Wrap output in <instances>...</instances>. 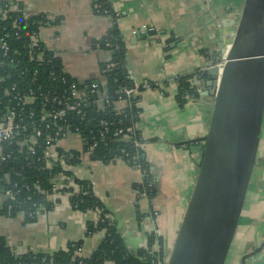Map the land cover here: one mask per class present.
I'll return each mask as SVG.
<instances>
[{
    "label": "crops",
    "instance_id": "crops-1",
    "mask_svg": "<svg viewBox=\"0 0 264 264\" xmlns=\"http://www.w3.org/2000/svg\"><path fill=\"white\" fill-rule=\"evenodd\" d=\"M9 1L29 14L56 20L55 28H41L40 33L48 46L64 51L61 62L70 76L79 81L102 79L100 63L110 54L99 41L113 22L96 11L99 0ZM106 1L118 13L115 24L126 44L128 73L138 83L159 85L139 93L137 120L138 131L148 141L145 155L155 192L151 198H139L134 187L142 181L141 172L120 159L104 163L85 158L75 174L91 184L128 252L145 248L152 231L170 250L198 173L213 109L211 87L202 94L208 78H197L200 96L179 104L175 77L207 68L231 33L264 16V0ZM148 28L158 32L130 43L135 30ZM72 139L64 144L72 146ZM48 200L51 208L33 220L22 212L1 216L0 235L15 254L53 252L80 241V254L89 257L104 236L103 231L86 232L87 225L97 221L96 212L74 210L67 194ZM224 264H264V104L255 164Z\"/></svg>",
    "mask_w": 264,
    "mask_h": 264
},
{
    "label": "built area",
    "instance_id": "built-area-1",
    "mask_svg": "<svg viewBox=\"0 0 264 264\" xmlns=\"http://www.w3.org/2000/svg\"><path fill=\"white\" fill-rule=\"evenodd\" d=\"M96 11L110 16L115 24L117 12L101 7V4L96 6ZM33 15L13 3L0 8V166L14 156L23 158L25 165L34 166L37 171L50 172L54 167H61L63 171L75 174V168L85 158L92 160L90 157L93 151L106 135L111 140L129 139L145 153L148 141L138 131L136 120L126 124L119 118L117 126L111 128L110 121L89 113V110H103L107 113L113 110L126 116L128 114L125 109L132 107L130 100L138 97L142 87H148V84L138 83L130 76L132 83L119 85L117 98L113 100L105 91L100 90L102 79L79 81L70 76L61 62L64 51L48 46L40 33L41 28H55L56 20L47 15H42L38 20L31 19ZM31 24L36 25V28L28 30ZM231 45L232 39L224 45V51L213 58V64L218 68L217 82ZM115 65L107 60L104 68L111 70ZM207 68L193 73V85L196 86L199 73ZM212 89L216 91L217 86ZM187 98L192 99L191 96ZM135 104L138 105V99ZM72 137L75 138L72 146L64 144L65 141L73 142ZM74 159H78L79 164H72L71 160ZM116 159L123 160L120 157ZM132 166L141 172L143 183L147 172L137 163ZM13 173V181L9 174L0 177V181L8 182L0 190V203L6 198L14 199L19 192L18 182L23 177L18 171ZM34 184L36 193L45 196L47 200L57 193L70 197L77 192L78 187L63 172L52 178V192L47 193L37 183ZM21 186L30 190L24 180ZM69 187L73 190H66ZM146 187L148 190L154 189L152 179L147 181ZM136 191L139 198H149L146 192L139 189ZM34 206L38 213L47 210L40 203ZM94 211L98 217L102 209ZM105 218L111 220L112 216L105 213ZM80 250L77 247L75 253L80 254ZM168 254L169 250L164 246L160 250L156 242L146 264H167Z\"/></svg>",
    "mask_w": 264,
    "mask_h": 264
},
{
    "label": "water",
    "instance_id": "water-1",
    "mask_svg": "<svg viewBox=\"0 0 264 264\" xmlns=\"http://www.w3.org/2000/svg\"><path fill=\"white\" fill-rule=\"evenodd\" d=\"M157 32L137 29L130 43ZM229 39L219 81L213 60L206 70L202 94L217 86L211 91L212 114L167 264L225 263L255 164L264 104V16L240 26Z\"/></svg>",
    "mask_w": 264,
    "mask_h": 264
},
{
    "label": "trees",
    "instance_id": "trees-1",
    "mask_svg": "<svg viewBox=\"0 0 264 264\" xmlns=\"http://www.w3.org/2000/svg\"><path fill=\"white\" fill-rule=\"evenodd\" d=\"M12 3L9 0H1L0 8L9 6ZM101 7L110 9L109 3L106 0H99ZM101 14V13H100ZM42 15H33L31 19H41ZM36 28V25L31 24L27 29ZM109 44V45H106ZM100 47L108 51L110 54L109 61L114 62L116 65L111 70H105V62L100 63V70L102 72V82L99 83L100 90H103L113 100L117 98V92L119 85L131 84L132 80L128 73L125 62L126 44L123 36L117 24L112 25L109 28L104 37L99 41ZM192 74L177 75L175 80L177 82V95L176 99L179 104H183L191 96L197 98L200 96V91L192 83ZM200 79L208 78L207 71L199 73ZM149 87L157 88L159 85L154 82L147 83ZM146 88V87H144ZM142 87V89H144ZM141 89V90H142ZM138 99L132 98L131 108H126L125 113L128 115L123 116L124 113H117L111 111L107 113L103 110H93L89 113L98 115L99 118L110 121L111 128L117 126V119L122 118L126 124L131 123L133 120H138L137 113H139L138 105L135 101ZM97 128V126L95 127ZM104 141H100L96 149L91 155L92 160L100 162L114 161L116 157L122 158L127 161L129 165L135 163L140 165L142 170H145L147 174L143 177V183L135 185V189L144 191L148 197L151 198L155 192V177L150 167L146 155L142 149L135 146V144L129 139H114L105 136ZM77 155L78 153H74ZM74 165L79 164L78 159L71 160ZM18 171L23 179H19L18 194L14 199H4L0 203V217L12 216L18 212H22L26 220H33L37 214V207L34 204H43L46 209L51 208L52 203L43 195H38L35 191V184L41 186L47 193L52 192V178L60 172L65 175L76 184L77 192L69 197L70 204L74 210L86 212L89 210L102 209L98 214L97 221L95 223H89L87 225V233L94 231L104 230V237L96 249L89 257H84L75 253L77 247H81V242H69L65 248L58 249L53 252H32L26 251L22 254H15L11 247L7 244L6 239L0 235V264H104L110 262L111 264H146L151 258V249L154 243L160 246V250L163 249V238L156 232L152 231L148 234V245L145 248L137 250L135 254L128 252L124 242L118 232L115 229L114 220L105 218V213H109L100 199L93 193L91 184L84 179L77 177L72 171H63L61 167H54L52 171H37L34 166H27L23 163V158L12 157L11 159L4 161L0 166V177L4 178L6 174H9L11 181L15 180L13 173ZM153 180L154 189L148 190L146 183L148 180ZM23 180L28 184L30 190H26L21 184ZM8 183V182H7ZM6 181H0V190H3L7 186ZM66 190L72 191V188H66ZM110 214V213H109ZM81 262V263H80Z\"/></svg>",
    "mask_w": 264,
    "mask_h": 264
}]
</instances>
